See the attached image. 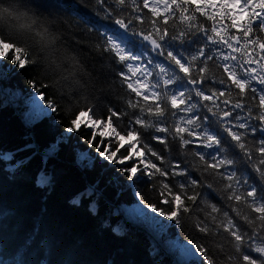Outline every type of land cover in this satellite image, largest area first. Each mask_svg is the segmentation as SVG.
I'll list each match as a JSON object with an SVG mask.
<instances>
[{
	"label": "trees",
	"instance_id": "16d2710c",
	"mask_svg": "<svg viewBox=\"0 0 264 264\" xmlns=\"http://www.w3.org/2000/svg\"><path fill=\"white\" fill-rule=\"evenodd\" d=\"M0 3H15L21 11L26 7L31 13L42 18L41 23H46L60 36L57 48L46 52L42 68L21 71L5 61L6 71L4 77L0 78L6 89H20L26 93L31 88L29 80L36 81L37 87L40 84L50 85L45 95L55 101L59 109L32 123L30 129L0 92V264H175L154 245L145 230L127 220L124 213H120L116 208V205L141 203L143 199L141 204L145 207L155 204L157 207L168 209L169 205L160 203L161 181L169 183L174 192H179V184L184 183L188 185L187 195L200 193L196 204L185 201L191 211L181 214L180 224L170 221L167 227L168 235L181 242L193 240L197 244L206 245L217 264H225L227 257L235 254L232 238L222 228L217 229L215 224H211L214 234L205 236L196 229V223L210 222L206 214L211 212L209 205L216 204L221 210L220 213H212L217 222L226 223L222 213L227 211L242 231L251 233L253 226H249L232 209L236 208L241 216L247 215L253 220L257 214L243 202L228 200L227 196L231 190L225 186L232 183L237 193H244L251 187H256L258 199L264 189V180L252 167L260 159L255 148L259 146V141L264 139L260 122L247 116V108L252 106L253 94L248 92L243 111L234 109L231 105L238 99V90L218 83L221 78L227 80L223 68L218 65L237 62L222 61L216 50L219 49L225 54L231 50L223 45L207 43L205 35L196 28L189 32L183 44L179 40H172L171 36L178 35L180 31L188 32L187 24L180 23L179 13L171 16L169 23L164 25L162 17L154 18L143 8L142 0H135V3L133 0H127L124 7H117L113 0H106L105 7L113 11L111 18H106L107 13L96 4V0H0ZM137 7L138 11H133V8ZM194 15L198 23L211 28V21H207L198 13ZM120 16L126 22L133 20L128 32L114 23L115 18ZM136 16H140L144 23L136 21ZM153 19L157 20L161 30L167 27L170 33L165 40L158 41L163 46L162 49H153L152 45L138 34L154 32L151 24ZM11 26L9 21L0 20V28L9 29ZM108 35H112L121 47L140 56V59L133 63L146 66L153 73L148 79L153 83L159 81L158 90L167 91L169 94L187 90L186 94L192 96L191 102L198 105L188 116L198 115L203 126L214 128L227 140L228 143L223 146L229 148L228 158L233 159L235 163L226 168L222 167L219 171L225 174L235 171L239 184L222 179L210 169L205 171V162L195 153H203L205 160L211 163L208 154L214 152V149L203 147L202 142L194 137H186L192 139L193 143L182 149L178 140L168 136L169 146L165 148L164 145L151 140L148 134L150 132L152 135L163 136V133H155L154 129H149L148 132L140 129L145 142L163 156V163L154 157L149 156V159L169 170L170 174L168 177L138 174V178L129 180L125 173L119 171L122 166L93 157L95 149L87 143L90 130L82 128L78 132L65 131L72 118V112L78 107H93L97 116L107 115L109 107L128 112L129 116L133 113V110L127 107L126 101L132 99L134 94L128 92L117 75L120 70L126 69L118 64L110 53L97 47L104 44ZM201 47L205 49L206 55H213V60L207 62L208 71L203 83L193 86L187 83V78L174 62L170 61L167 53L173 51L178 56L182 55L187 62L192 55L198 54ZM231 54L236 55L240 63L243 62L240 53ZM203 60L201 57L193 62V76L199 77L198 68L205 66ZM158 64L168 70L167 75L160 72ZM174 76L180 79L165 88L163 80ZM228 84L230 85V82ZM252 86L257 89L264 87L255 81ZM193 87L200 88L206 95H211L213 90L232 92L228 105L221 102L228 97L216 100V104H219L221 110L233 112V117L227 118L230 123L225 126L231 127L233 124L246 122L249 129H256L255 133L234 129L244 133V142L252 149V161H248L244 153L235 147V142L231 141L217 123L219 117L207 112L204 105L207 104L216 111L215 106L211 102H200L192 91ZM41 91L44 89L41 88ZM16 106L23 113L24 106ZM172 111L169 108V114L162 122L165 126L172 127L178 116L185 115L179 112L177 117H173ZM252 112L257 114L258 109L253 107ZM136 114H139L138 110ZM236 115L243 119L235 120ZM205 116L208 120L203 119ZM115 123L126 127L128 117H122ZM31 133L34 134L40 150L55 146L54 152L47 157L40 155L33 144ZM82 152L90 153L92 160L90 163H82L83 169L80 170L75 163ZM223 155L225 153H221V156ZM177 164V171L186 170L187 175H171V169ZM190 178L196 179L198 184L192 186ZM245 180L248 181L247 184L244 183ZM208 184L212 187H207ZM88 185L94 189L90 190ZM104 196L111 202L105 200ZM255 225L258 226L259 221H255ZM199 260L201 263L202 258Z\"/></svg>",
	"mask_w": 264,
	"mask_h": 264
},
{
	"label": "snow or ice",
	"instance_id": "6c2138e0",
	"mask_svg": "<svg viewBox=\"0 0 264 264\" xmlns=\"http://www.w3.org/2000/svg\"><path fill=\"white\" fill-rule=\"evenodd\" d=\"M113 2L117 7H124L127 0H113ZM142 2L143 8L147 9L152 17L163 18L162 23L164 25L169 23L171 16L179 13L180 23L187 24L188 32L180 31L178 35L171 36L172 40H179L183 44L189 32L196 28L198 32L205 35L207 43L223 45L231 50L228 54L219 49L216 50L222 61L237 62L236 64L222 63L218 65V67L223 68L227 77V80L221 78L218 83L238 90L236 93L238 99L231 105L234 109L243 111L245 108L244 101L248 99V92L253 94L251 97L252 106L247 108V116L258 120L262 126L261 131H264V87L257 89L252 86L253 81L264 85V0H142ZM96 4L107 13L106 18L113 16V11L109 7H105L106 0H96ZM133 11H138V7L133 8ZM194 13H198L207 21H211V28H207L203 23H198ZM134 19L144 23L140 16H136ZM0 20H7L12 23L9 29L0 28V67H3L7 61L11 66L21 71L29 68L40 69L46 59V52L56 49L60 43V36L56 35L46 23H41L42 18L31 13L26 7L24 11H21L15 3H0ZM114 23L128 32L133 25V20L129 19L126 22L120 16L115 18ZM151 24L154 32L138 34L142 36L143 40L150 43L153 49H162L163 46L158 41L165 40L170 33L167 27L161 30L156 19H153ZM97 47L101 48L103 52L110 53L112 58L126 69L120 70L117 75L123 81L128 92L134 94L132 99L126 101L127 107L132 109L133 113L129 116L128 112H120L109 107L107 115L97 116L93 107H78L72 112V118L69 120V126L65 131L69 133L78 132L82 128L90 130L87 139L88 145L93 147L104 160L122 166L119 171L125 173L129 180L138 178V174L149 177L157 175L168 177L170 174L169 170L158 166L152 159H149V156L154 157L155 160L163 163V156L145 142L140 129H143L144 132L154 129L155 133H163V136L152 135L150 132L148 134L151 140L164 145L165 148L169 146L168 136L178 140L179 147L182 149L193 143L192 139L186 137H194L202 142L203 147L214 149V152L208 154L211 163L205 160L203 153H195L201 161L205 162V171L210 169L222 179L230 182L235 181L236 184L240 183L239 179L236 178L235 171L228 174L219 171L222 167L226 168L235 163L233 159L228 158L229 148L223 146L228 142L214 128L203 126L198 115L188 116L189 113H193L197 109L198 105L191 102L192 96L186 94L187 90L174 91L171 94L167 91L158 90L159 81L153 83L148 79L153 73L146 66L133 63L138 61L140 56L121 47V44L117 43L112 35H108L104 44L97 45ZM231 53H240L243 62L240 63L238 57ZM167 56L187 78V83L193 86L203 83L208 71L207 62L213 60V55H206L203 47L198 49V54L192 55L187 62H185V57L178 56L173 51H169ZM201 57L204 58L205 66L198 68L200 75L195 77L192 75L195 67L193 62ZM157 67L161 73L167 75L168 70L165 67L159 64ZM179 79L178 76L169 77L163 80V85L167 88L168 85L176 83ZM28 83L36 89L40 101L45 102L48 109H51L52 112L59 111L56 102L48 99L45 95L50 85L40 84L37 87V82L34 80H29ZM180 87L183 88V85ZM41 88L44 91H41ZM192 91L195 92V96L199 98L200 102H211L215 106L216 111L213 110V107L204 105L207 107V112L219 117L217 123L231 138V141L235 142V147L244 153L248 161H252V149H249L244 142V133L234 129L250 130L252 133H255L256 129H249L246 122L233 124L231 127L225 126V124L230 123L227 118L233 117V112L221 110L219 104H216V100L228 97L221 101L228 105L232 92L213 90L211 95H206L203 90L196 87H193ZM253 107L258 109L257 114H253ZM169 108L173 110L171 112L173 117H177L179 112L185 113L184 116L176 118L172 127L162 123L169 114ZM136 110L139 111V114H136ZM122 117H128L126 127L118 126L115 123ZM234 118L237 121L243 119L239 115ZM203 119L208 120V117L205 116ZM195 129L201 130L196 131ZM255 152L259 153L260 159L252 167L264 180V139L259 141V146L255 148ZM221 153H225V155L221 156ZM177 169H179L178 164L171 169L172 176L187 175L186 170L177 171ZM244 183L247 184L248 181L245 180ZM190 184L196 186L198 181L190 178ZM187 187L188 185L181 183L179 184L180 191L174 192L169 183L161 181L160 203L169 205L168 209L157 207L155 204H148L146 207L150 208L152 212L158 213L159 216L180 224L181 214H187L191 211L190 206L185 201L196 204L200 195V193L187 195ZM207 187L211 188L212 185L208 184ZM225 187L231 190L227 196L228 200L243 202L252 212L257 214L253 220L247 215L241 216L236 208L232 209L249 226H253V231L251 233L242 231L227 211L222 213L226 223L217 222L216 216L212 213H220L221 210L216 204L209 205L211 212L207 213L206 217L210 218V222L198 221L195 225L196 229L207 236L209 233H213L211 224H215L217 229L222 228L224 232L229 234L232 238L231 243L235 254L229 255L225 264H264V189L261 190L262 194L258 199L256 187H251L244 193H237L232 183H228ZM141 203H143V199H141ZM255 221H259L258 226L255 225ZM188 244L195 249L194 254L202 258L201 264H217L216 259L209 254L206 245L197 244L193 240H189ZM252 253L257 255L253 256Z\"/></svg>",
	"mask_w": 264,
	"mask_h": 264
},
{
	"label": "rangeland",
	"instance_id": "374dc122",
	"mask_svg": "<svg viewBox=\"0 0 264 264\" xmlns=\"http://www.w3.org/2000/svg\"><path fill=\"white\" fill-rule=\"evenodd\" d=\"M6 68L0 67V78L4 77V73ZM13 90V91H12ZM8 91L14 96L11 98L12 102L16 105L21 104L20 100L23 101V105L25 109H22L23 112L30 110V105H33V101L29 94L33 92V90H28V92L19 93L16 89H8ZM39 98V96H38ZM36 104L40 106V110L38 113V108H31V113L26 117H24L28 123H31L32 120L35 119V114L37 112L38 116L46 115L49 113V109L46 104L40 99L35 100ZM22 105V106H23ZM55 150V146L49 148L50 154H52ZM93 157H97L102 161L108 162L104 160L102 157L98 155L96 151L93 152ZM92 160V155L88 152H82L78 155V163L82 164L87 161L90 163ZM109 163V162H108ZM111 164V163H109ZM43 178V177H42ZM43 182V181H41ZM120 210L124 213V216L130 222L136 224L141 229L145 230L148 235L151 237L154 245L161 251H163L168 257L173 256L176 260L172 259L175 264H201L199 260V256L197 254L191 253L188 256H183V258L179 259V256L182 253V245L185 242H181L178 239L171 238L168 235L167 227L172 220H168L166 217L159 216L158 213H154L150 208L143 206L141 203H135L133 205H123L120 206ZM195 250V249H194Z\"/></svg>",
	"mask_w": 264,
	"mask_h": 264
},
{
	"label": "water",
	"instance_id": "95a60500",
	"mask_svg": "<svg viewBox=\"0 0 264 264\" xmlns=\"http://www.w3.org/2000/svg\"><path fill=\"white\" fill-rule=\"evenodd\" d=\"M0 92H1L2 96L5 98L6 102L9 103V104H11V106L13 107V109H15L16 114L20 117L21 121H22L25 125H27L28 128L32 129V123H28V122L26 121V119L24 118V116H22V114L20 113V111L17 109V106L12 102L10 92L8 91V89H6V88L3 86V84H2L1 81H0ZM31 135H32V138H33V144H34V146H35L37 152H38L40 155L44 156V157H47L48 155H50V151H49V149H46V150H43V151L40 150V147H39V145H38L37 142H36V139H35V137H34V134L31 133ZM75 165H76L80 170L83 169V167H82V165H81L80 163L76 162ZM88 186H89V189H90V190H93V189H94L92 186H90V185H88ZM104 198H105V200H108V202H111L106 196H104ZM116 208H117V210H118L120 213L122 212V210H120V206L116 205ZM198 256H199V255H198ZM169 257L172 258V259H174V260H176L173 256H169ZM199 259H201L200 256H199Z\"/></svg>",
	"mask_w": 264,
	"mask_h": 264
},
{
	"label": "bare ground",
	"instance_id": "6f19581e",
	"mask_svg": "<svg viewBox=\"0 0 264 264\" xmlns=\"http://www.w3.org/2000/svg\"><path fill=\"white\" fill-rule=\"evenodd\" d=\"M29 90H33V92L31 93V94H29L31 97H28V98H33L32 99V101H33V105H30V110L29 111H26V112H23V113H21L22 114V116H28L30 113H31V108H38V113H39V108H40V106L39 105H37L36 104V101L35 100H38L39 98H38V94H37V91L34 89V88H30ZM13 91V90H12ZM16 91H18L19 93H22V91L20 90V89H16ZM27 92H28V90H27ZM11 94V93H10ZM14 96V94H12L11 95V98ZM20 103H21V105H23V101H21L20 100ZM45 103V102H44ZM46 104V103H45ZM24 106V105H23ZM24 108H25V106H24ZM51 112V109H49V113ZM24 114V115H23ZM35 116V119H34V121L32 120V122L31 123H34L35 121H37L38 119H40L41 117H43L44 116V114L43 115H41V116H38V114H37V112H36V114L34 115ZM25 118V117H24ZM133 205V204H132ZM191 253H195V250H194V248H192V246L191 245H189L188 244V242H185V243H183V245H182V253H181V255L179 256V259L180 258H183V256H188V255H190Z\"/></svg>",
	"mask_w": 264,
	"mask_h": 264
}]
</instances>
